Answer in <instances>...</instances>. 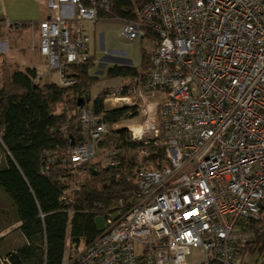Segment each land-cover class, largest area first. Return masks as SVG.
Segmentation results:
<instances>
[{
  "label": "built area",
  "instance_id": "built-area-1",
  "mask_svg": "<svg viewBox=\"0 0 264 264\" xmlns=\"http://www.w3.org/2000/svg\"><path fill=\"white\" fill-rule=\"evenodd\" d=\"M47 5L54 14L33 22L38 42L31 48L55 82L72 87L68 67L91 58L82 23L97 21L112 0ZM136 13L122 31L129 40H149L148 63L103 94L142 118L128 127L140 143L132 168L137 188L127 210L115 219L106 214L100 236L69 264H240L252 239L247 227L264 208V0H151ZM157 93L160 102L153 101ZM78 121L82 142L44 151L42 174L58 160L79 168L98 157L111 122L94 114L91 101ZM124 152L108 148L102 166H121Z\"/></svg>",
  "mask_w": 264,
  "mask_h": 264
},
{
  "label": "trees",
  "instance_id": "trees-1",
  "mask_svg": "<svg viewBox=\"0 0 264 264\" xmlns=\"http://www.w3.org/2000/svg\"><path fill=\"white\" fill-rule=\"evenodd\" d=\"M149 1L112 0L110 11L100 12V16L135 19L137 9ZM135 4L139 6L137 9ZM32 24L11 23L8 26L18 35V27H32ZM0 59L3 66L0 67V142L5 149V163L0 167V189L11 199L16 221L20 223L18 228L26 238L25 244L3 255L2 264H64L68 245L79 248L84 242L87 246L100 236L104 227L100 228L97 223L99 214L106 217L110 213L115 219L133 200L137 186L132 168L139 163L140 143L133 140L127 126L117 127L115 123L133 116L134 107L124 105L108 109L103 92L94 99L90 97L89 87L100 78L90 74L94 65L92 57L68 67V75L77 81L72 87H63L54 80L43 83L37 80L36 67L23 69L17 61L2 60V56ZM142 63L145 66L148 63L144 49ZM137 74L136 67L123 64L110 67L106 73L108 78ZM83 89L87 91L84 96ZM80 97L84 102L91 101L94 114L103 115L112 126L98 143L96 160L79 167L86 170L87 175L70 194L71 170L79 168L58 160L51 166L50 174L44 175L42 160L44 151L52 152L58 145L69 147L72 141L74 144L82 142V127L78 121ZM68 120L71 122L64 132L61 128ZM112 147L125 148L121 155L123 164L102 166L106 150ZM142 164L151 165L145 159ZM90 166L98 173L93 174ZM64 194L72 201L66 203ZM247 229L252 239L242 246L240 264H249L244 260L245 253L257 252V261L264 258V208Z\"/></svg>",
  "mask_w": 264,
  "mask_h": 264
},
{
  "label": "rangeland",
  "instance_id": "rangeland-1",
  "mask_svg": "<svg viewBox=\"0 0 264 264\" xmlns=\"http://www.w3.org/2000/svg\"><path fill=\"white\" fill-rule=\"evenodd\" d=\"M138 7V4H135V8L137 9ZM84 26L86 32L91 35V44L93 47V51L96 49V56L95 59H93L94 65L92 67V74L96 76L99 74L98 76L100 77L98 81L94 82L89 87L91 98L94 99L98 96V94L103 92L102 90L104 88L107 89V87L117 85L122 80L129 81V78H132V76H123L124 79L119 77L118 79L107 77V70L105 68V65L111 62L108 56H117L115 54H110V49H115L116 51H118V64L133 65L139 70L140 68L145 67V65H142V51L149 40H129L125 38L122 31V21L120 19L102 21L101 23L98 22L96 25L94 23L84 22ZM101 35L102 39H100ZM33 40H36V42H38L37 32L34 36L32 35V33H27L21 40L20 36L14 34V31L10 30L7 23H5V27L0 28V41H4L3 44L5 45L1 46L2 51L0 53V56H2V60L4 58H7L9 60L17 61V63L23 69H25L27 66H37V72L40 74V77L37 78V80H40L43 83L50 82L51 80L56 79V76H54V74L48 70L46 59L43 60V58L29 46L30 44H32ZM101 42L104 43L105 49H101ZM115 50L114 52H111L115 53ZM124 58L130 60L131 64L130 62H128V64H124V61H121ZM0 67H3L2 64H0ZM102 70L105 73H102ZM162 98L163 93H157V95L153 98V101L160 102L162 101ZM113 102L114 101L110 100L105 101L107 106H113ZM119 105L120 104H118V107ZM124 105L127 106L128 104L124 103ZM132 113L133 116L124 117L120 121H118V126L129 127L132 124L140 125L142 123L141 116L138 115L135 109L132 110ZM139 127L140 126H136L137 129H139ZM4 150L5 149L0 142V167L5 163ZM95 160L96 159L93 158L92 162H94ZM86 175L87 172L84 169L79 168L71 170V186L69 188L70 194H72L73 191L78 188V181L84 179ZM97 223L100 228H103L105 226V217L99 214L97 216ZM19 224L20 223L16 221L14 206L11 199L2 189H0V238L2 237V240L0 241V264H2L3 262V255L26 243L25 236L18 228ZM85 246L86 244L84 242L79 246V248H74L73 245H68L64 257V264H69L72 258L77 253L82 251ZM244 255V260L249 264H257L264 261V258H260L257 261V252L254 254L245 253ZM191 257L193 259L199 260V251L194 249L192 251Z\"/></svg>",
  "mask_w": 264,
  "mask_h": 264
},
{
  "label": "crops",
  "instance_id": "crops-1",
  "mask_svg": "<svg viewBox=\"0 0 264 264\" xmlns=\"http://www.w3.org/2000/svg\"><path fill=\"white\" fill-rule=\"evenodd\" d=\"M51 14H54V11H52L48 8L47 0H0V28L5 27L4 25H5V22H7V21L10 23H18V24L19 23H25V24L28 23L29 24L30 22H38L39 20L47 18ZM115 19L118 20V18H105V17L100 16V14H99V18L97 21H95V22L85 21V22L94 23L96 25L98 22L101 23L102 21L115 20ZM121 21H122V26H123V20H121ZM82 26H83L84 32L89 36L91 57L93 59H95L96 49L93 51V47L91 44L92 43L91 42L92 41L91 35L86 32L84 22L82 23ZM18 30H19L18 36H20L21 40L25 37V35L27 33H32L33 36L36 34V31L31 26H28L26 28L18 27ZM100 39H102V35L100 36ZM100 47H101V49H105L103 42H101ZM114 50L115 49H110V54H112V55L115 54L117 56H115V57H112L110 55L108 56V58H109V60H111V62H109V64L105 65L106 70H108L110 67L118 64V51L115 50L116 52L112 53V52H114ZM36 53H38V52L36 51ZM38 55L41 56L39 53H38ZM41 57L43 58V60H45V58L43 56H41ZM121 61H124L123 62L124 64H128V62H130V64H131V61L128 59H125V58L122 59ZM34 67H37V66H34ZM92 70H93V68L90 70V74H92ZM102 73H105V72L103 71ZM38 75L40 76L39 73H38ZM114 78L118 79V77H114ZM119 78H122V77H119ZM89 95L91 97L90 90H89ZM111 101H114V100H111ZM113 103H114L113 106H107V104L106 103L105 104H106V107L108 109L118 107L117 102L114 101ZM91 104H92V102H91Z\"/></svg>",
  "mask_w": 264,
  "mask_h": 264
},
{
  "label": "water",
  "instance_id": "water-1",
  "mask_svg": "<svg viewBox=\"0 0 264 264\" xmlns=\"http://www.w3.org/2000/svg\"><path fill=\"white\" fill-rule=\"evenodd\" d=\"M83 102H84V98H83V97H80V98L78 99V105H79V106L82 105ZM72 144H74L73 141H72ZM89 169L91 170V172H92L93 174H97V173H98V171H97L95 168H93L92 166H90Z\"/></svg>",
  "mask_w": 264,
  "mask_h": 264
},
{
  "label": "bare ground",
  "instance_id": "bare-ground-1",
  "mask_svg": "<svg viewBox=\"0 0 264 264\" xmlns=\"http://www.w3.org/2000/svg\"><path fill=\"white\" fill-rule=\"evenodd\" d=\"M140 128V127H139Z\"/></svg>",
  "mask_w": 264,
  "mask_h": 264
}]
</instances>
